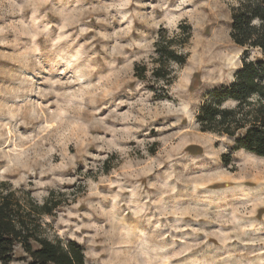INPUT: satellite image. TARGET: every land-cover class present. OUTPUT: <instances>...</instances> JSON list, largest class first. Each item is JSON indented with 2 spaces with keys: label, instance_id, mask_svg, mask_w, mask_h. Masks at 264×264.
Listing matches in <instances>:
<instances>
[{
  "label": "rangeland",
  "instance_id": "1",
  "mask_svg": "<svg viewBox=\"0 0 264 264\" xmlns=\"http://www.w3.org/2000/svg\"><path fill=\"white\" fill-rule=\"evenodd\" d=\"M239 1L0 0V191L50 208L43 238L85 264H264V159L196 122L261 57L230 38ZM169 40L184 64L155 79Z\"/></svg>",
  "mask_w": 264,
  "mask_h": 264
},
{
  "label": "trees",
  "instance_id": "2",
  "mask_svg": "<svg viewBox=\"0 0 264 264\" xmlns=\"http://www.w3.org/2000/svg\"><path fill=\"white\" fill-rule=\"evenodd\" d=\"M232 13L233 44L258 50L261 57L247 60L248 51H244L236 79L228 87L210 93V101L200 106L196 122L204 133L232 139L235 150L264 158V0H240ZM172 41H157L154 45L159 64L152 71L155 79L164 80L168 75L165 62L184 64V57L171 50ZM144 73L145 69L138 67L135 75L143 80ZM229 100L235 105L222 107ZM27 206L13 192L0 191V264L12 262L17 247L27 254L28 264H85L83 251L76 242H51L41 236L37 218L50 214V208L37 207L31 200Z\"/></svg>",
  "mask_w": 264,
  "mask_h": 264
},
{
  "label": "bare ground",
  "instance_id": "3",
  "mask_svg": "<svg viewBox=\"0 0 264 264\" xmlns=\"http://www.w3.org/2000/svg\"><path fill=\"white\" fill-rule=\"evenodd\" d=\"M260 159H262V158H260ZM264 159V158H263ZM248 171V170H247ZM248 173V172H247ZM249 175V174H248ZM261 177V176H260ZM264 178V177H263ZM239 179V178H238ZM257 179H258V177H257ZM260 179V178H259ZM255 182V181H254ZM258 182V181H257ZM259 183V182H258ZM263 183V182H262ZM253 185V184H252ZM258 185V184H257ZM256 185V186H257ZM262 185H264V184H262ZM261 187V186H260ZM257 189H258V187H257ZM259 191H260V188H259Z\"/></svg>",
  "mask_w": 264,
  "mask_h": 264
}]
</instances>
